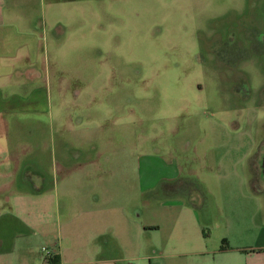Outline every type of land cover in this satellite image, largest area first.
<instances>
[{"label":"rangeland","instance_id":"374dc122","mask_svg":"<svg viewBox=\"0 0 264 264\" xmlns=\"http://www.w3.org/2000/svg\"><path fill=\"white\" fill-rule=\"evenodd\" d=\"M32 1L33 68L50 86L51 109L30 117L42 119L45 149L65 139L78 196L95 197L93 189L116 220L159 227L116 252L115 264H247L218 251L235 236L251 242L264 195L250 201L248 180L225 168L220 179L213 157L264 136V0ZM178 178L196 188L180 191ZM172 239L185 247L164 250Z\"/></svg>","mask_w":264,"mask_h":264},{"label":"crops","instance_id":"0c3cea01","mask_svg":"<svg viewBox=\"0 0 264 264\" xmlns=\"http://www.w3.org/2000/svg\"><path fill=\"white\" fill-rule=\"evenodd\" d=\"M35 7L32 0H0V264H51L49 259L56 257V264H115L116 252L131 243L138 248L141 235L159 227L125 216L116 220L113 206L98 207L107 200L101 202L93 189L95 197L78 196L75 190L80 184L67 181L71 173L66 168L65 139L53 138L52 145L47 144L51 153L45 149L49 139L42 119L30 117V110L51 109L50 86L43 85V77L37 78L33 68V43L38 32V22L32 17ZM74 154L75 159L80 157L78 150ZM49 158L54 162L51 174ZM214 159L222 173L220 179H226L225 171H229L248 180L250 201L264 195V136L250 142L245 150L225 149ZM88 202L97 208L86 209ZM192 207L189 203L185 206L191 212L188 227L191 222L195 231L200 222ZM177 222L172 235L179 231ZM185 222L182 229L188 231ZM249 230L252 232L245 235L249 244H243L244 237L237 235L232 246L218 252L243 254L247 264H258L249 259L261 253L264 257V222L260 228ZM184 244L182 239H172L164 250L179 251ZM212 251L216 250L205 252Z\"/></svg>","mask_w":264,"mask_h":264},{"label":"trees","instance_id":"16d2710c","mask_svg":"<svg viewBox=\"0 0 264 264\" xmlns=\"http://www.w3.org/2000/svg\"><path fill=\"white\" fill-rule=\"evenodd\" d=\"M172 183H173V185L175 184L176 187L179 188L180 191L183 190L184 192H187L186 189L188 187H193L194 188V186H195V188H196L195 182L192 181V180H190V181H187V180L184 181V180H182L181 181V179L178 178V179H176ZM223 249H225V248H223ZM58 262H59V259L57 257L56 258H50L49 259V263H51V264H56Z\"/></svg>","mask_w":264,"mask_h":264},{"label":"built area","instance_id":"2783aa9c","mask_svg":"<svg viewBox=\"0 0 264 264\" xmlns=\"http://www.w3.org/2000/svg\"><path fill=\"white\" fill-rule=\"evenodd\" d=\"M43 250H44L47 254L49 253V251H48L47 248L43 247Z\"/></svg>","mask_w":264,"mask_h":264}]
</instances>
